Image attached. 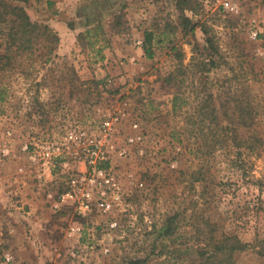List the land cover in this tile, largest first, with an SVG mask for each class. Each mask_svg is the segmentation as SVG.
Returning <instances> with one entry per match:
<instances>
[{
	"label": "rangeland",
	"instance_id": "374dc122",
	"mask_svg": "<svg viewBox=\"0 0 264 264\" xmlns=\"http://www.w3.org/2000/svg\"><path fill=\"white\" fill-rule=\"evenodd\" d=\"M0 1L59 37L39 38L0 69V250L15 264H201L221 225L246 240L252 225L264 230V211H250L264 206V0ZM52 19L65 22L64 35ZM87 20L97 21L79 29ZM113 112L107 167L121 184L117 207L88 218L53 209L48 195L66 174L57 165L39 176L21 145L70 126L96 129ZM74 224L81 231L70 235ZM234 259L263 264L246 252Z\"/></svg>",
	"mask_w": 264,
	"mask_h": 264
},
{
	"label": "built area",
	"instance_id": "2783aa9c",
	"mask_svg": "<svg viewBox=\"0 0 264 264\" xmlns=\"http://www.w3.org/2000/svg\"><path fill=\"white\" fill-rule=\"evenodd\" d=\"M250 36L255 39L258 31L251 30ZM119 114H108L96 129L70 126L62 137H53L42 142L26 141L21 145L20 151L25 154L30 164L37 165L39 176L46 173L50 175L57 165L66 174L62 189L55 195H48L53 209L66 207L72 209L76 216L88 218L93 213L107 215L117 207L121 184L107 166L110 154L115 151L114 134L120 123ZM132 126L138 127L137 123ZM140 140V135L127 137L128 143H137ZM123 153L125 149L119 150L120 155ZM9 155L10 146L4 145L1 156ZM115 225L116 221L109 222L111 228ZM68 231L70 235L78 234L81 226L74 224ZM103 252H108V248L104 247ZM70 256L77 258V251L71 250ZM0 264H15L13 254L6 249L0 250Z\"/></svg>",
	"mask_w": 264,
	"mask_h": 264
},
{
	"label": "trees",
	"instance_id": "16d2710c",
	"mask_svg": "<svg viewBox=\"0 0 264 264\" xmlns=\"http://www.w3.org/2000/svg\"><path fill=\"white\" fill-rule=\"evenodd\" d=\"M86 32L88 33L90 30H86ZM39 38H42L44 45L47 43L56 45L59 41L58 35L47 24L32 22L23 7L0 1V69L11 68L16 63L17 56L20 57L23 53L30 54ZM151 41L152 34L147 32L142 43L147 57L152 56ZM48 50L52 51V47H48ZM246 119L251 121L252 117L248 115ZM254 142L259 143V138ZM256 146L259 147L260 145H249L252 150ZM250 211L252 214L258 215L260 211H264V206L261 202H255L250 206ZM171 219L172 217L167 218V227H164L167 236L172 233L174 226V223L170 222ZM252 228L253 237L251 240H246L236 228L232 231L221 225L219 229L221 238L216 243V252L211 251L199 263L234 264V255L246 252L251 256L262 259L264 264V230L262 226L256 224L252 225ZM139 263L140 261L137 259L130 261L128 264Z\"/></svg>",
	"mask_w": 264,
	"mask_h": 264
},
{
	"label": "crops",
	"instance_id": "0c3cea01",
	"mask_svg": "<svg viewBox=\"0 0 264 264\" xmlns=\"http://www.w3.org/2000/svg\"><path fill=\"white\" fill-rule=\"evenodd\" d=\"M92 21V22H91ZM97 20H87L84 24H82V26H80L79 29H84L87 28L91 25H93ZM51 26L55 28V30H57L59 32V34L62 36L64 35L65 31H67V27L65 25V22L63 20H51L50 22Z\"/></svg>",
	"mask_w": 264,
	"mask_h": 264
}]
</instances>
